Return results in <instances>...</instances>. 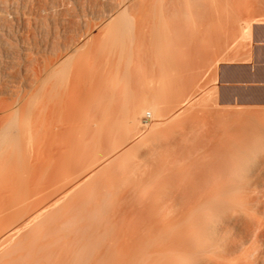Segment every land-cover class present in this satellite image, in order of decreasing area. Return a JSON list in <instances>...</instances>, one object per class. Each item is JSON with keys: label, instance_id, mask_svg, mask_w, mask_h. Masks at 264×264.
I'll list each match as a JSON object with an SVG mask.
<instances>
[{"label": "bare ground", "instance_id": "6f19581e", "mask_svg": "<svg viewBox=\"0 0 264 264\" xmlns=\"http://www.w3.org/2000/svg\"><path fill=\"white\" fill-rule=\"evenodd\" d=\"M47 1L0 0L1 44L12 43L9 29L22 20L30 23L26 17L33 10L41 16ZM50 1L56 7L62 0ZM63 1L67 6H59L58 15L69 23L73 0ZM86 1L91 0L82 5ZM230 1L209 0L216 12L208 2L220 25L232 17L226 5L238 7L245 0ZM199 2L204 4L99 2L93 30L87 28L86 7L78 3L86 21L75 11L85 25L78 19L74 24V15L70 21L85 30L67 27L66 39L58 36L65 42L56 38L57 44L50 30V52L39 53L40 46L31 43L38 53L30 50L28 65L24 60L25 69L13 65L14 74L7 62L8 76L18 74L20 82L13 89L16 79L3 74L15 84L0 86V264H264V122L255 124L254 137H243L238 133L245 134L244 125L231 129L237 123L221 120L235 112L230 103L225 105L230 109H220L215 86L208 95L198 93L203 81L216 82L215 61H225L221 50L214 63L208 55L209 64L207 54H200L205 46L211 51L210 38L209 47L199 32L207 44L200 36L186 35L185 41L180 33L189 20L193 28L201 25ZM98 7L88 10L93 14ZM55 14L43 21L54 18V29L46 25L62 35L64 20ZM242 23L236 47L252 40L254 24L263 21ZM201 63L216 65H210L215 73L208 65L204 73ZM221 110L227 112L220 118ZM236 128L239 138L232 137Z\"/></svg>", "mask_w": 264, "mask_h": 264}, {"label": "rangeland", "instance_id": "374dc122", "mask_svg": "<svg viewBox=\"0 0 264 264\" xmlns=\"http://www.w3.org/2000/svg\"><path fill=\"white\" fill-rule=\"evenodd\" d=\"M80 1V0H79ZM82 1V0H81ZM78 2V1H76V0H73L72 2H71V4L73 5V7L69 4V7L71 6L72 7V10H74L73 11V15H74V19H72V21L74 20L75 22L76 21H80L81 19V21L82 22H84L83 20H85L86 21V19H84V17H85V14H83L84 15V17H83V15L81 14L83 11V9H81L82 7H80L79 5H81V6H83V8H85L86 7V10H84V12H86L87 14V17H85V18H87V21H89L90 23H88L87 22V24H89V27L87 26V28L89 29H91V30H93L92 28H94L95 26H94V24L93 23H96V21L98 20V18H99V16H100V13H101V8H102V5L101 4H104V2L105 1H107V0H104V1H102V0H100V1H98V0H96V1H98V2H96L95 0H91L92 2H93V5L95 4V3H98V5H99V7H100V5H101V7H100V9H97V10H99L100 12H99V14H96V12L98 13V11L97 10H95V9H92V11H93V14L92 13H90V9L91 8H96L97 6H96V4L94 5V6H91V1L90 2H85V3H83L84 5H82V2ZM89 1V0H88ZM230 1V0H229ZM233 1V0H232ZM243 1V0H242ZM254 1V0H253ZM261 1V0H260ZM259 0H258V3H257V0L256 1H254V4H251L250 6H249V4H242L241 6H238V7H236V6H233L230 2H229V4H231V7L232 8H230L229 6L230 5H226V9L225 10H227V14L230 12V15H232V17L231 16H229V17H226V19L224 18L223 20H222V22L223 23H221V25H220V39H219V42H220V50H221V52H223V53H221V56L224 58L225 57V59H223V61L225 60V61H228V59H226V58H233L232 60H234V58L236 59V56H237V58H241V56H239L240 54L243 56V57H245V49L247 48V47H249V46H251V45H253V39L252 40H250L249 42H247L248 43V45H247V43L246 42H244V44L246 43V45H243L244 47H240V46H237L236 47V45L239 43V39H240V27H241V25L243 24L242 23V21L244 22V21H246V20H254V21H256V19H258V20H262V21H264V3L263 2H260ZM49 2V0L47 1V3ZM61 4H58V6L56 5V7H53L54 6V4H52L51 3V1L49 2V4L51 3L52 4V7L53 8H57V13L55 14V10H53V12L54 13H51L52 12V10L50 9V7L48 8L47 6L49 5V4H47V3H44V2H42V3H44L45 4V6H46V4H47V6H46V9L48 10V14L50 13V14H55L57 17H59V18H56L55 17V15H53L56 19H58L59 21H61L62 19L64 20V17L62 18V16H61V14H60V16L58 15V13H60L59 12V6H61V5H63V8H65L66 6H67V4L66 3H64V1L62 0V1H59ZM77 2V3H76ZM99 2L101 3V4H99ZM256 2V3H255ZM41 3V4H42ZM64 3V4H63ZM74 3H76V4H74ZM79 3V5L77 6V4ZM81 3V4H80ZM87 3V4H86ZM233 3V2H232ZM259 3H260V5L263 7V9H262V7L259 5ZM262 3V4H261ZM44 4H43V7H44ZM50 4V5H51ZM66 4V6H64ZM85 4L87 5V6H85ZM90 4V5H89ZM255 4H258V5H255ZM30 6H31V4H29ZM75 5H76V7H75ZM253 5V7H251ZM255 5V6H254ZM30 6H28L27 8H29L30 9ZM91 6V7H90ZM258 6V7H257ZM42 7V11H41V16H40V14H39V12L40 11H37V10H33V12L32 13H34V14H30V13H25V12H27V10L24 12V15L26 14V16H29V14L31 15V17L33 16L34 17V15H35V13H36V15H35V17L32 19L31 17H26V18H30L31 19V21H30V23H31V27H30V23H27V22H29L28 20L29 19H25L26 20V23L27 24H25L24 22V20H22V23H21V25H19L18 27L17 26H15V27H13V28H10L9 29V32H10V34H9V37L10 38H12V39H10V42H12L13 44H15V45H13L12 43H9V44H11V45H9L8 43L6 44H1V42H0V86H4V84L5 83H7V82H9V84L7 83V86L8 85H10L9 87H11V85H13V84H15V85H18V86H16V87H14L13 89H18L19 88V82H20V80H18V79H16L17 77H18V74L14 77L15 79H16V82L14 83L13 81L15 80V79H13V78H11L12 77V72H11V69H9V71L11 72V74L10 73H8V69L7 68H9V67H7L9 64H12V65H10V68L12 67L13 68V65L16 67V69H23L24 67L23 66H27L28 65V62L26 63V60H25V56H28V55H26L30 50H33L35 53L33 54V51H31V53L33 54V55H35L36 54V52L39 50V49H41L42 51H38L39 53L40 52H42V53H49L50 51H48L49 49H51L52 48V46L51 45H49V44H51V36L53 35V33H55V35H54V37H55V39H54V37L52 36V38H53V40H52V42L54 41H57L56 40V38L58 39V36L60 35V36H63V35H66V34H68L69 35V32H71L70 31V29L71 28H73L75 25H73V23L70 21V19L72 18V17H70V16H73V15H71L70 13H72V12H70L68 15H67V18L69 17L70 19H69V23L71 22L72 23V25L73 26H69V25H71V24H69L68 23V20L66 19V15H65V20L67 21H65L64 20V24H65V27H66V29H67V27H68V29H69V32H68V29H67V32H66V29H64V30H62L65 34H63V32H62V35L60 34L61 32V29H62V27L64 26V24L63 25H60V33L58 34V31L56 32L55 30H53L54 28H53V19H52V21H51V19H48L47 18V20L46 21H43V19L45 20L46 19V16H45V14H47V12L45 13V11L46 10H44L45 9V7L43 8ZM51 7V8H52ZM79 7V8H78ZM88 7L90 8L89 10H88ZM98 7V8H99ZM241 7V8H240ZM246 7H247V9H246ZM248 7H250L249 9H248ZM256 7V8H255ZM26 8V9H27ZM61 8V10L63 9L62 8V6L60 7ZM74 8V9H73ZM253 8V9H252ZM258 8H260V9H258ZM41 9V8H40ZM39 9V10H40ZM75 9H79L78 10V12L79 11H81V12H77V10L75 11ZM230 9V10H229ZM50 10H51V12H50ZM71 10V11H72ZM229 10V11H228ZM240 10V11H239ZM36 11V12H35ZM91 11V12H92ZM96 11V12H95ZM28 12H31V10L29 11L28 10ZM76 12H77V14H79V15H81V19L78 17V15L76 14ZM37 13H38V15L39 16H37ZM44 13V14H43ZM95 13V14H94ZM235 13H237V14H235ZM50 14L47 16V17H49L50 16ZM93 15V18L95 17V16H97L96 18H92V15ZM24 15H23V19L25 18L24 17ZM63 15V14H62ZM75 15H77V16H75ZM229 15V14H228ZM228 15H226V16H228ZM235 15H236V17H235ZM249 15H251V17L249 16ZM37 16V17H36ZM234 16V17H233ZM38 17H40V18H38ZM44 17V18H43ZM51 18H52V15L50 16ZM78 17V18H77ZM37 18H38V20H37ZM62 18V19H61ZM248 18V19H247ZM76 19H78V20H76ZM92 21H91V20ZM222 19V18H221ZM229 19V20H228ZM240 19V20H239ZM50 22H49V21ZM63 20H62V22H63ZM225 20V21H224ZM235 20V21H234ZM242 20V21H241ZM42 21V22H41ZM73 21V22H74ZM80 21V22H81ZM95 21V22H94ZM241 21V22H240ZM44 22V23H43ZM74 22V24H77V22L75 23ZM80 22L78 23L79 24V26H80ZM81 22V23H82ZM23 23L25 24V25H23ZM46 23L49 25L50 23H52V28L53 29H51V27H47V25H46ZM66 23H68L67 24V26H66ZM36 24V25H35ZM62 24V23H61ZM90 24H92L93 25V27H90ZM226 24V25H225ZM241 24V25H240ZM44 25V26H43ZM49 25V26H50ZM82 25L84 26L85 24L84 23H82ZM91 25V26H92ZM222 25H223V28H222ZM225 25V26H224ZM231 25V26H230ZM40 27H42V28H40ZM45 27H46V29H48V30H46L45 29ZM64 27V28H65ZM76 27H78V25H76L75 27H74V30H73V32H76V31H78V32H80V31H82V30H85V28L84 27H82V26H80L81 28H82V30H80L81 28L79 27V30H78V28L76 29ZM18 28H19V30H21V31H19L18 30ZM44 28V29H43ZM25 29V30H24ZM27 29V30H26ZM36 31H35V30ZM231 29V30H230ZM18 30V31H17ZM34 30V31H33ZM53 32H51V31ZM13 31V32H12ZM23 31H25V32H23ZM55 31V32H54ZM21 32V33H20ZM30 32V33H29ZM44 32V33H43ZM47 32V33H46ZM239 32V33H238ZM13 33V35H11ZM14 33H15V36H14ZM23 33V34H22ZM49 33H52V34H50V36H47V35H49ZM58 35H57V34ZM223 33V34H222ZM229 33V36H227V34ZM22 36H21V35ZM32 34V35H31ZM35 34H36V36H35ZM19 37H18V36ZM39 35V36H38ZM57 35V36H56ZM67 35V36H68ZM227 36V37H226ZM35 37V38H34ZM64 37V36H63ZM63 37H60V38H63ZM235 37V38H234ZM18 38V39H17ZM27 38V39H26ZM39 38V39H38ZM50 39V41H49V39ZM65 39H66V37H64ZM18 40V41H16V40ZM31 39V40H30ZM36 39V40H35ZM65 39H63V40H61V42L63 41V42H65ZM237 39V40H236ZM26 40V41H25ZM38 40V41H37ZM41 40V41H40ZM60 40L58 39V43L60 42ZM14 41V42H13ZM35 41V42H34ZM228 41H229V43H228ZM237 42V44L235 43V42ZM20 42V43H19ZM27 42V43H26ZM223 42H224V44H223ZM231 42V43H230ZM31 43H32V45H31ZM38 45V47L39 48H37L38 50L37 51H35L34 49H32V48H29V46L31 45V47H33V48H35L36 49V47H37V45ZM49 43V44H48ZM56 44H57V42H55ZM226 43V44H225ZM28 44V45H27ZM35 44V45H34ZM53 44V43H52ZM13 45V46H12ZM49 45V47H47ZM225 47H224V46ZM229 45H230V47H232V45H233V48L234 49H232V50H230V52L231 51H233V50H236V48H237V51H239V52H237V51H233L232 53H229V49H231L230 47H229ZM235 45V46H234ZM5 46V47H4ZM36 46V47H35ZM47 47V50L45 51V49L43 48V47ZM50 46H51V48H50ZM7 47H11V48H7ZM26 47H28L27 49H25ZM222 47H223V49H222ZM229 47V48H228ZM240 47V48H239ZM246 47V48H245ZM44 49V51H43V49ZM241 48H243V49H241ZM24 49V50H23ZM226 49V50H225ZM228 49V50H227ZM9 52H8V51ZM28 50V51H27ZM224 50V51H223ZM242 50V51H241ZM24 51H26V53H24V56H22L23 55V52ZM227 51V52H226ZM4 52V53H3ZM37 52V53H38ZM235 52L238 54H235ZM246 52H247V49H246ZM7 53V54H6ZM13 53V54H12ZM16 53V54H15ZM22 53V54H21ZM30 52H29V56H30V54H31ZM41 53V54H42ZM227 53H229V54H227ZM243 53V54H242ZM6 54V55H5ZM18 54V55H17ZM40 54V55H41ZM12 55V56H11ZM20 55H21V57H22V59H20L21 60V62H20V60H19V58H21L20 57ZM229 55V56H228ZM246 55H248V53H246ZM8 58H7V57ZM220 56V57H221ZM239 56V57H238ZM249 56V55H248ZM6 57V58H5ZM31 57H32V55H31ZM242 57V58H243ZM16 59V60H15ZM14 60V62H11V61H13ZM17 60H19L18 62H17ZM22 60H24L25 61V65L23 64L24 63V61L22 62ZM223 62V63H221V65H220V77H217V71H216V79H215V86L217 87V90H216V94H217V98L219 97L220 98V103L221 104H223V105H221V107H223V108H221L220 107V109H223V110H226V109H230L231 108V110H232V113H233V111L235 112V116H233L232 117V115L230 116V115H228V116H230V117H227V116H225L226 115V112L224 113V111H222L221 110V114H220V118H221V115L223 114L225 117H226V119L224 118H221V120L222 121H225V120H227V118H228V120H230V122H234V124H240V125H232V126H230L231 127V129L232 128H235V127H239L240 128V130H241V128L243 127L242 125H244L245 127H244V129L242 128V130H243V132H245V134H243L241 131L239 132V130L236 128L235 130V132H233L232 133V135L234 134V136H232V137H238L239 135L238 134H240V135H244L243 137H247V135H248V137L251 135V136H255V133L257 132V130L255 129L257 126V124L260 122V121H262V122H264V107H257V108H248V107H246V106H244V103H233V102H231V106L233 107H230V106H228V103L226 104V102H225V99H227L228 98V96H229V92H228V88H229V86L225 83V80H224V77H223V73H224V70H226V68H227V62ZM9 64H8V63ZM18 63V65L16 64V63ZM20 62V63H19ZM21 63L23 64V66H21ZM6 64V65H5ZM8 64V65H7ZM18 66V67H17ZM26 66H25V68H26ZM225 66V67H224ZM6 67V68H5ZM15 67L12 69V71H13V74H14V72H16V69H15ZM24 68V69H25ZM14 69H15V71H14ZM3 70V71H2ZM7 70V71H6ZM7 72V73H6ZM199 73H201V72H199ZM3 74H7V76H8V74H10L11 75V77L10 76H8V77H10L11 79H13V81H11L10 80V78H8V77H5V75H3ZM16 74V73H15ZM203 74V73H202ZM4 78H6V79H4ZM7 78H8V80H10V81H8L7 80ZM205 78V77H204ZM207 79V78H206ZM7 80V81H6ZM18 80V81H17ZM211 80V79H210ZM13 82V83H12ZM204 83H203V85H201L200 87H198L200 90L198 91V93H200V95L201 96H203L205 93L208 95V92H209V90L211 89V87H212V85L210 84L211 82H209L208 80H207V82H206V80L205 81H203ZM209 82V85L208 84H206V83H208ZM2 83H4L3 85H2ZM12 83V84H11ZM200 83H202V82H200ZM213 83V82H212ZM6 85V84H5ZM14 85V86H15ZM205 85H207V86H205ZM13 87V86H12ZM204 87H205V89H204ZM210 88V89H209ZM227 88V89H226ZM206 90V91H205ZM213 90V89H212ZM243 90H241V92H242ZM218 92V93H217ZM210 93V92H209ZM203 94V95H202ZM205 94V95H206ZM223 95V96H222ZM198 96H199V94H198ZM222 98V99H221ZM223 101L225 102V104L223 103ZM228 106V107H230V108H228V107H226V106ZM225 106V107H224ZM236 106V107H235ZM246 109H245V108ZM262 108H263V110H262ZM236 109H239L238 111L236 110ZM243 109H245V110H243ZM243 110V111H242ZM245 111V112H244ZM242 114V116L244 117V118H242V116H241V114ZM247 113H248V115H247ZM237 114L239 115V116H237ZM237 116V117H236ZM230 118V119H229ZM237 118V119H236ZM242 118L243 119V121L242 120H240V119ZM261 118V119H260ZM231 119H232V121H231ZM239 119V120H238ZM257 121H256V120ZM220 119H218V121H219ZM234 120H236V122L234 121ZM259 120V121H258ZM222 121H219L220 122V124H223V123H221ZM250 121V122H249ZM226 123H227V121H225ZM229 122V121H228ZM244 122V123H243ZM250 123V124H249ZM242 124V125H241ZM246 124H247V127H246ZM256 124V125H255ZM249 125V126H248ZM234 126V127H233ZM248 130H250L249 132H248ZM254 132H253V131ZM232 131H234V130H232ZM239 132V133H238ZM236 133H238L237 135H235ZM242 133V134H241ZM252 133L254 134V135H252ZM264 136V135H263ZM239 138V137H238ZM252 138V137H251ZM87 205V204H86ZM85 205V207H87ZM79 212H77L76 213V215L78 214ZM84 214H86V213H84ZM79 215H81V213H79L78 214V216ZM88 215V214H87ZM80 217V216H79ZM87 220H88V216H87Z\"/></svg>", "mask_w": 264, "mask_h": 264}, {"label": "crops", "instance_id": "0c3cea01", "mask_svg": "<svg viewBox=\"0 0 264 264\" xmlns=\"http://www.w3.org/2000/svg\"><path fill=\"white\" fill-rule=\"evenodd\" d=\"M202 1V0H201ZM205 1L206 0H203V2H204V7L206 6V5H208V2H209V0H208V2L207 3H205ZM211 1V0H210ZM213 2H215V3H217L218 2V0L216 1V0H213ZM200 3V2H199ZM211 2H209V4H210ZM219 3V2H218ZM244 3L245 4H247L246 3V0L244 1ZM243 3V4H244ZM206 4V5H205ZM203 5H202V3H200V6H199V8H200V10H202V8H203V12H204V14H203V12H202V15H201V13H199L198 15V17L200 18V20H199V18H198V20L197 21H199V23H201V25L199 24H197L196 23V25L197 26H202V27H200V29H199V27H198V29H197V26H195L194 28H193V26L190 24V20L189 21H187L188 22V24H190L191 26H192V28H190L191 26L190 25H188V24H186L187 22H186V20H184V22H186V23H184V25H181V26H183V28H185V27H187L188 29H186L185 28V31H184V29L183 30H181L180 31V33H181V35H183L182 37H184V35H185V37L187 38V36L189 35L190 36V33L191 34H193L194 36H193V38H191V36L189 37L188 36V38L190 39V40H192V39H195L196 37H199L200 35L201 36H204V37H199V38H196V39H199L200 41H202L201 40V38L203 39H205V41H208V40H206V39H208V38H210L209 40L211 41V46L212 47H210L209 45V43H210V41H208V46L211 48L210 50L211 51H209V53H206V52H208V50L206 49L207 48V46H205L206 48V50L205 49H203V51H202V49H200L201 51H202V53H200L201 55H203L204 54V52H205V54L204 55H206L207 57H208V55H209V57H211V61L214 63V61H215V58L218 60V58H219V56H220V51H218V50H220V42H219V39H220V36H218V34H220V33H218V31L220 32V18L219 17H217L216 15H218V14H214V13H212L213 11H210L211 10V8H213L212 6H213V3L212 4H210L211 5V8H210V6L208 5V7L206 6L205 8H210V10L208 9H204V7H203ZM219 5H217V7H218ZM219 8V7H218ZM213 10L215 11V9L213 8ZM216 11H219V10H216ZM215 11V12H216ZM210 12V13H209ZM217 13H219V12H217ZM211 14H213V16L211 15ZM201 16V17H200ZM216 16V17H215ZM219 16V15H218ZM215 18H216V20H215ZM201 21V22H200ZM183 22V21H182ZM202 22H205V23H202ZM206 22H207V24H206ZM216 22V23H215ZM219 22V25L217 24ZM211 24V25H210ZM204 25V26H203ZM208 27H207V26ZM210 25V26H209ZM213 25H217L216 27L215 26H213ZM190 26V27H189ZM208 28V30L210 31L211 29V32L210 33H208V35L206 34L207 32H209V31H207L206 29ZM215 27V28H214ZM258 28V29H257ZM181 29H182V27H181ZM217 29V30H216ZM186 30H188L189 32H187ZM192 32H191V31ZM194 30V31H193ZM206 30V31H205ZM214 30H216V31H214ZM200 31H205V32H200ZM187 32V33H186ZM199 32V33H198ZM183 33V34H182ZM200 34V35H198V34ZM198 36H197V35ZM205 34V35H204ZM211 34V35H210ZM260 34V35H259ZM187 35V36H186ZM210 35V36H209ZM214 35H216V36H214ZM207 36V37H206ZM181 37V38H182ZM183 38L185 41H189V39L187 38V40H186V38ZM211 37H212V39H211ZM214 37H216V38H214ZM219 39H218V38ZM204 39H203V42H205L204 41ZM214 39V40H213ZM217 39V40H216ZM253 45H251V46H249V47H247V52H248V55H245V57H243V58H241V60L239 61V58L238 59H234V60H229V58H228V61H226L227 63V68H226V70H224V73H223V77H224V80H225V83L229 86V88H228V94H229V96H228V98L227 99H225V102H226V100H228L227 101V103H228V105H229V103H230V105H231V102H233V103H244V106H248V107H251V108H257V107H264V21H263V23H255L254 24V30H253ZM206 44H207V42H205ZM205 44V45H206ZM213 44V45H212ZM216 44V45H215ZM214 46H216V47H214ZM218 46V47H217ZM215 49H214V48ZM214 50H213V49ZM199 50V49H198ZM196 52H198L197 50H195ZM212 51H215L214 53L212 52ZM212 54H211V53ZM246 52V50H245V53H247ZM230 53V52H229ZM195 54V53H194ZM198 54V53H197ZM216 54V56H214ZM191 55H193V53H191ZM199 55V54H198ZM203 55V56H204ZM211 55V56H210ZM203 56H201V57H203ZM199 57L200 56H198L197 57V63L198 62H201V61H199ZM208 57V59H207V61L208 60H210V58ZM215 57V58H214ZM204 58V57H203ZM202 58V59H203ZM201 59V58H200ZM201 59V60H202ZM213 59V60H212ZM243 59V60H242ZM247 59V61H244V60H246ZM203 60H205V58L203 59ZM202 60V61H203ZM236 60H238L237 62H236ZM248 60H250V61H248ZM212 62H210V63H212ZM216 62V65H217V69H216V65L214 66L213 64H210V65H212V66H214L215 67V71H217V77H220V64L221 63H217V61H215ZM229 62V63H228ZM203 63V62H202ZM201 63V65H202V67L205 65V63H204V65ZM208 64H209V61L207 62ZM206 63V64H207ZM200 64V63H199ZM199 64H198V66H199ZM207 64V65H208ZM205 65L204 66V73H208L209 72V67H210V65ZM243 65V66H242ZM198 66H196L197 68H198ZM211 66V67H212ZM201 67V69L203 70V68ZM208 67V68H207ZM210 67V68H211ZM214 67H213V69H214ZM196 68V69H197ZM200 68V67H199ZM198 68V69H199ZM205 68H207L206 70H208V71H205ZM197 69V70H198ZM212 68H211V70H210V73H212L213 70ZM233 69V70H232ZM200 70V69H199ZM198 70V71H199ZM201 70V71H202ZM215 71L213 72V73H215ZM203 73V74H204ZM209 76H211V75H213V76H216V75H214V74H208ZM203 76H205V75H203ZM229 77V78H228ZM208 79H209V77H207ZM212 78H215V77H212ZM215 80V79H214ZM212 84H214V85H212L213 87L215 86V83H212ZM215 89H217V87L215 86L214 87ZM231 89V90H230ZM241 90H243L242 92H241ZM213 91H215V90H213ZM244 94V95H243ZM219 98V97H218ZM218 100H220V98L218 99ZM244 101V102H243ZM252 104V105H251Z\"/></svg>", "mask_w": 264, "mask_h": 264}]
</instances>
